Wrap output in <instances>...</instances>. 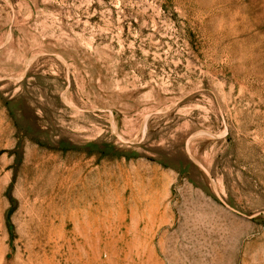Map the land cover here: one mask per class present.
Wrapping results in <instances>:
<instances>
[{
  "label": "rangeland",
  "instance_id": "obj_1",
  "mask_svg": "<svg viewBox=\"0 0 264 264\" xmlns=\"http://www.w3.org/2000/svg\"><path fill=\"white\" fill-rule=\"evenodd\" d=\"M0 264H264V0H0Z\"/></svg>",
  "mask_w": 264,
  "mask_h": 264
}]
</instances>
